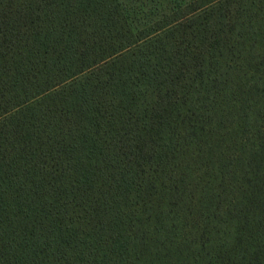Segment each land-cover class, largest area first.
Instances as JSON below:
<instances>
[{
  "label": "trees",
  "instance_id": "trees-1",
  "mask_svg": "<svg viewBox=\"0 0 264 264\" xmlns=\"http://www.w3.org/2000/svg\"><path fill=\"white\" fill-rule=\"evenodd\" d=\"M0 264H264V0H0Z\"/></svg>",
  "mask_w": 264,
  "mask_h": 264
}]
</instances>
